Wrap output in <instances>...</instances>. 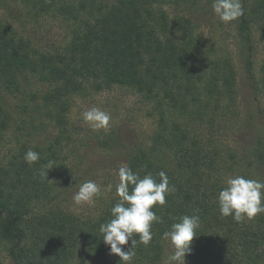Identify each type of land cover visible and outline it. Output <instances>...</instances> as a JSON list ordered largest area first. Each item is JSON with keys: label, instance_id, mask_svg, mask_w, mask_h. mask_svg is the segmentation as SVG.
Listing matches in <instances>:
<instances>
[{"label": "trees", "instance_id": "16d2710c", "mask_svg": "<svg viewBox=\"0 0 264 264\" xmlns=\"http://www.w3.org/2000/svg\"><path fill=\"white\" fill-rule=\"evenodd\" d=\"M204 1L0 0V82L14 89L19 77L33 74L49 83L40 107L59 129L37 162H25V145L0 165V240L13 264H123L99 231L111 219L116 192L99 215L82 218L46 205L54 179L50 169L48 178L40 175L49 161L58 170L66 159L74 101L116 85L138 93L155 117L149 142L128 152L127 166L157 182L163 170L174 186L166 204L153 207L162 223H153L152 241L137 245L132 264H160L163 234L177 218L194 214L200 226L191 264H264V213L238 223L219 212L217 194L229 176L264 181V173L245 169L264 165V141L258 134L243 158L221 139V123L235 115L236 69L231 57L197 34L187 9ZM242 2L237 31L246 71L255 79L252 24L264 21V0ZM52 22L64 30L61 41L44 36L43 26ZM262 71L264 86V65ZM9 125L0 103V142Z\"/></svg>", "mask_w": 264, "mask_h": 264}, {"label": "rangeland", "instance_id": "374dc122", "mask_svg": "<svg viewBox=\"0 0 264 264\" xmlns=\"http://www.w3.org/2000/svg\"><path fill=\"white\" fill-rule=\"evenodd\" d=\"M212 3L205 0L189 9L185 6L182 10L191 12L198 36L208 45L217 47L219 53L231 57L234 63L238 91L235 115L229 114L227 117L232 120L221 123L224 128L221 139L242 156L245 147L248 150L246 153L250 152L258 134L264 141V86L261 82L264 65V21L259 20L252 24L255 73V79H252L246 71L247 54L238 36L237 20L222 23L214 14ZM166 8L174 14L169 5ZM0 15H5L4 11L0 10ZM43 27L44 36L62 40L64 30L58 24L52 22ZM50 87L49 83L33 74L19 77L14 89L7 88L0 82V103L10 118L9 128L0 142V165L6 164L25 145L43 155L44 147L58 134V127L47 116V108L40 107L41 97ZM89 107H99L110 113L112 119L107 129L93 130L83 120V112ZM68 118L72 139L68 145V140L64 143L62 155L66 159L62 161L63 165L58 166V170H49L54 179V189L52 200L46 201V205H57L82 218L95 217L116 192V185L119 183L118 169L127 165L128 152L149 142L155 128V117L148 114L147 106L138 93L127 86L116 85L110 90L77 98L71 105ZM244 165L246 167L247 163L244 162ZM263 166L258 164L245 169L259 176L264 173ZM87 180H93L100 185L101 192L94 198L93 203L76 205L72 197L79 185ZM171 251L169 241L164 239L160 264H166ZM185 262L191 264L189 253L185 254ZM0 264H13L1 240Z\"/></svg>", "mask_w": 264, "mask_h": 264}, {"label": "clouds", "instance_id": "9594fccd", "mask_svg": "<svg viewBox=\"0 0 264 264\" xmlns=\"http://www.w3.org/2000/svg\"><path fill=\"white\" fill-rule=\"evenodd\" d=\"M212 10L222 23L238 20L244 15L242 0H213ZM110 113L99 107H89L83 112V120L93 129H107L111 121ZM40 159V153L29 149L24 160L29 165ZM55 166L49 161L43 178H48V170ZM119 183L116 185L118 201L111 207V219L99 227L103 241L110 246V254L119 256L123 264H132L135 248L139 244L148 246L153 239V223H162V218L152 209L154 206L166 204V196L174 191L165 171L158 173L159 182L151 173L140 176L131 167L124 165L118 169ZM109 190L111 185L108 186ZM101 192L100 185L93 180H87L79 185L72 199L76 205L93 203ZM219 212L222 216L243 222L264 213V181L251 179L237 174L229 176L224 187L217 194ZM200 226L199 215H183L177 218L169 231L163 234L172 249L167 256L166 264H186L185 254L192 252V242L196 230ZM138 235V239L135 236ZM131 241L127 250L122 246Z\"/></svg>", "mask_w": 264, "mask_h": 264}]
</instances>
